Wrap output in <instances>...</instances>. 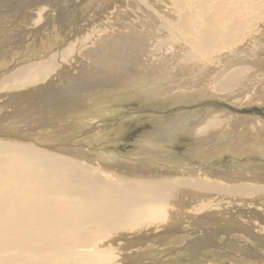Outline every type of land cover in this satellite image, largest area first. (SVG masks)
Instances as JSON below:
<instances>
[{
    "label": "bare ground",
    "instance_id": "6f19581e",
    "mask_svg": "<svg viewBox=\"0 0 264 264\" xmlns=\"http://www.w3.org/2000/svg\"><path fill=\"white\" fill-rule=\"evenodd\" d=\"M21 1L0 0V25L14 24L8 21V17L17 18L21 12L33 10V14L27 13L24 16L29 25L21 31L26 37L32 34L30 40L34 41L37 35L36 30L45 23V18H42L44 20L43 23L41 22L42 24L39 23L38 17L41 15L49 17L47 14L54 8L49 4L52 0H24L27 3L17 9ZM70 1L66 3L60 0L63 4L53 5L58 8L60 6V10L66 12V9L71 5ZM169 1L170 4L167 5H171L169 7L172 12L170 19L164 23L163 32L166 36L161 43L165 53L158 52L153 48L155 43L152 39L159 37L160 26L157 21L148 24L150 17H153L148 13L144 17L137 18L133 24L124 25L129 31L124 36L123 42L117 41L110 44L111 53L100 66L94 68L74 66L75 62L82 61V57L92 53L87 55L89 51H84L92 39L86 25L83 26L84 24L75 28L77 30L75 33L72 32V28L71 30L70 28L65 29L57 37L56 47L51 50H42L41 55L43 56L41 57L22 60L16 66L1 65L0 120L2 125H0V130L2 133L0 136H6V134L3 136L5 131L12 134L18 132L20 136L27 137V140L29 138L30 143L28 141L25 143L24 138L21 139L22 137L19 136L0 139V264H136L134 262L138 260L137 257H140L138 253L141 250L134 254L133 251L139 248L143 249L147 244L151 246L156 241L164 240L167 236H171L172 232L177 230L180 225H183L182 223H190L199 214L209 212L210 210L207 211L209 208L214 210L213 207L218 206V202H220V200L216 202L213 199L212 201H198L196 204L201 203L203 210H189L185 205V197L181 196L182 193L184 195L191 191L189 194L192 193L194 196L205 194V190L211 188L212 182L222 186V189L225 190L223 193H227L228 189L235 190L233 195L238 196V200L245 194L259 192V187L256 189L244 185V189H242L239 184L240 190L238 187L231 188L223 185L234 186L236 183L231 180H214L211 177L212 180H200L197 179V174L192 172L185 175L187 177L163 176L158 174V171L133 170L122 166L111 168L112 166L93 163L88 160L89 157L86 158L80 154L78 155L79 159H76L75 153L73 158L63 153L59 154L56 150L54 152L44 150V147L51 145L48 142L50 140L39 136L41 133L49 130L62 131L58 133V137L65 139L64 136L69 135V131L61 129L64 126L61 123L58 124L61 125L58 129L54 123L49 124L48 121L51 122L52 119L47 121L49 126L42 127L41 123H35L37 118L31 120L28 116L30 113L27 112H40L39 109L49 112L52 107L49 111L46 110L53 102L58 105V109L56 106L53 107L54 114L65 112V116H70L69 114L79 113L81 108L84 114L91 106L93 108L91 101L98 90L116 91V89H120L128 83L127 81H130L133 74H136L135 66H140L144 74L148 73L150 68H152L151 72L149 71L150 74H154L155 69L159 72L165 67L170 70L177 69L180 67L179 63H182V68L185 70H200L207 65H216L217 56L223 52L234 51L240 41H245L247 46L249 44L252 47L254 41H250V37L264 35V24H262L264 23V0ZM2 9L4 10L2 11ZM50 12L52 13V11ZM25 24L27 25V23ZM139 25L145 28L138 30L135 26ZM1 27L2 25L0 30ZM9 27L12 28V25L3 29L10 30ZM90 29L94 30V27L90 26ZM101 31H106V28ZM71 32L73 34L70 35ZM22 33L17 35L15 32V35L18 36L16 39L13 37L14 35L8 36L9 41L3 44H13V46L22 44L24 39L19 37ZM162 36H164L163 33ZM129 38H134L135 41L129 43V48L122 50L124 42ZM146 43L148 44L145 45ZM246 45L241 46L245 47ZM148 49L154 51L147 53ZM182 51L183 53H181ZM185 52L187 53L185 54ZM242 57L244 58L245 55L242 54ZM238 64L239 66L233 69L225 79H221L222 81L216 88V92L224 95L223 97L238 91L240 93L250 91L255 87L257 80L253 79L257 71L248 66L249 61L246 63L241 61ZM186 73L189 74L187 71L183 72V74ZM215 73L214 70H208L203 76L197 77V80L200 82L205 78L216 81L221 73L214 75ZM180 78L178 80H183ZM92 83L96 86H89ZM188 83L191 84V81L186 84ZM31 98L35 99L30 101ZM193 119L195 121L192 124L190 122L189 132L199 133L203 139V135L206 133L222 129L226 125L224 121L229 118L227 119L225 111L217 114L215 109H209L204 116H197ZM28 124L32 128L29 134L21 126ZM176 131L178 132L177 129ZM52 132L50 133L53 135L51 144L59 142ZM70 142L72 141L69 140V145ZM83 157L93 163L92 167L88 166L89 164L86 165V162L83 164ZM58 180L63 182L59 188L55 182ZM166 187L167 192L174 188L172 192L174 195L162 194ZM45 192L49 194L45 195ZM220 192L218 193L221 194ZM58 195L71 196L58 197ZM22 196H27V198L22 200ZM77 196L80 200L76 198ZM48 197H55L59 200H55L56 203L55 201L46 203ZM232 201H234L233 198ZM244 201L246 202L245 199ZM236 202L238 205L241 203ZM255 202L258 205V200L255 199ZM65 205L68 207L63 208ZM49 207L52 210H49ZM231 221L233 222V220ZM200 224L203 225L200 221H196L194 225ZM231 226L233 225L231 224ZM220 230L218 232L221 233L222 229ZM215 231L212 233H216ZM77 235H82V237L76 238L77 241L72 242L73 236ZM30 237L33 238L31 241H29ZM69 237L70 243H68ZM172 240L179 244L177 237ZM210 240L212 241V238ZM211 245L215 246V244ZM217 246L222 248V244H217ZM136 247L137 249H135ZM55 249H57L56 252L60 250L59 254L56 253L58 255L55 258L49 254L47 255L51 257L48 259L49 261H41L40 252ZM90 249L93 251L89 255H84ZM149 250H151L150 247ZM182 250L185 252L184 248ZM52 256L54 257L53 254ZM170 256H172V252ZM34 257L35 260H33ZM212 262L215 263V261ZM167 263L182 264L177 261H168Z\"/></svg>",
    "mask_w": 264,
    "mask_h": 264
},
{
    "label": "rangeland",
    "instance_id": "374dc122",
    "mask_svg": "<svg viewBox=\"0 0 264 264\" xmlns=\"http://www.w3.org/2000/svg\"><path fill=\"white\" fill-rule=\"evenodd\" d=\"M57 1L59 2L57 3ZM68 1L70 0H62V2L66 3ZM143 1L71 0L69 2L71 3V8L69 6L66 12H62L60 6L58 8L54 5L58 6L63 3L60 0H52L49 3L52 8L54 7L50 10L52 13L49 11L51 16L47 14L49 16L48 18L46 16L44 17V15L38 17L41 19L40 21L38 19L39 23H43L44 20L45 23L42 26L40 25V28L36 30L35 42L30 40L32 34L31 36H27V39L21 31V29L25 30L29 25L28 21H25L24 16L27 13L29 15L33 14V10L21 12L18 16L20 19L18 17H8V21L14 24H1L0 69L1 65L16 66L22 60L43 56L41 55L42 50L54 49L56 44H58L57 37L65 29L70 28L71 30L72 28V32L75 33L77 31L76 29L82 24H84L83 26L86 25V29L89 31L88 34L92 37L87 45L88 48L84 51H89L87 55L92 53L82 57V61L75 62L74 66L77 68H87V66L94 68L100 66L107 60V56L111 53L110 44L117 41L123 42L124 36L129 31L124 25L133 24L137 18L144 17L148 13L154 17H150L148 24H153L157 21V24L160 26L159 37L152 39L155 43L153 48L154 50L157 49L158 52L165 53L161 43L166 36L163 32L164 23L170 19L172 12L169 7L171 5H167L170 4V1ZM25 3L27 1L22 0L17 9H20L22 4ZM42 18L45 19L42 20ZM20 22L21 25L19 26ZM23 23H27V25ZM262 24L261 26H263ZM10 25H12V28L9 27L10 30L3 29ZM90 26H93L94 30L90 29ZM135 27L138 30L145 28L142 25ZM104 28H106V31H101ZM15 32L17 35L22 33L19 37L26 41H22V44L18 46H13V44L4 45L3 43H6L10 39L8 36L12 37L14 35L13 37L15 39L18 37L15 35ZM72 32L70 35L73 34ZM162 33L164 36H162ZM256 36L250 37V41H254L252 47L249 44L247 46L245 41H240L239 46L236 48L237 50L223 52L220 56H217L218 61H215L217 63L216 65H207L200 70H191L192 72L182 68V63H179L180 67L177 69L173 68L170 70V68L165 67L159 70V72L155 69L154 74H150L152 68L149 69L150 72L148 71V73L144 74L140 66H135L134 71L136 74L132 75L126 85L120 89H116L117 93L115 90H98L96 92L97 94L93 96V101H91L93 108L88 103L91 108L87 112H84V114L82 108L79 113L77 112L74 115L69 114L70 116H65V112L54 114L52 112L53 107L56 106L58 109V105L53 102L49 104V108L46 110L49 111L52 107V110L49 111L50 113L40 109V112L36 113L27 112L28 114L30 113L28 115L29 118L31 120L37 118L35 120L37 122L35 123H41L42 127L49 126L47 121L52 119L51 122L50 120L48 121L49 124L54 123V126H57L58 129L61 127L58 124L61 123L64 125L61 129H68L69 135L64 136L65 139H59L58 133L62 131L57 132V130H49L39 135L40 137L43 136L42 138L53 141V135L50 134L53 131L55 138L59 139V142H53L52 144L48 141L51 146L44 147V150L47 152H54L56 150L59 154L63 153L73 158L76 155V159H79L78 155L80 154L81 156H86V158L89 157L88 160H91L93 163H100L108 167L112 166L111 168L113 166L114 168L122 166L133 170H152L158 171V174H162L163 176L187 177L185 175L192 172L196 173L197 179L200 180H212L211 178L214 180H231L236 183L234 186L229 184L223 185L231 188L238 187L240 190L241 187L244 189V185L256 189L259 187V192L245 194L239 198L240 200H238V196L233 195L235 190L228 189L227 193H223L225 191L223 190L224 188L222 189V186H218V184L213 182L211 183V188L205 190V194L194 196L192 193L189 194L191 191L184 195L182 193L181 196L185 197V205L189 210H203L200 205L201 203L196 204L198 201H212L213 199L216 202L220 200V202H218V206L213 207L214 210L209 208L207 209V211L210 210L209 212L199 214L190 223H182L183 225H180L181 227L179 226L177 230H174L175 232H172L173 236L169 235L170 237L167 236L164 240L156 241L151 246L147 244L146 247L144 246V250L142 248L137 249L136 247L135 249L137 250L133 251V254L139 250L141 251L138 253L140 257H137L138 260L134 263L168 264V261H177L182 264H202L205 262L209 264H224V262L226 264H264V206H262L264 204V189H261L264 188V35ZM133 41H135L134 38H129L125 41L122 50L129 48V43ZM241 45H246L247 47ZM154 50L148 49L146 52H153ZM242 54L245 55L244 58ZM241 61H244V63L249 61L248 66L253 67L257 71L253 79L257 80L256 83L254 82L255 87L250 91L243 93L238 91L229 94L227 97H223L224 95L216 92V88L233 69L239 66L238 62ZM208 70H214L216 72L214 75L218 73H221V75L216 81L203 78L199 82L197 77L203 76ZM186 71L189 74H183ZM176 73L178 74L177 78ZM178 78H183V80L180 81ZM185 79L191 81V84H186L189 81ZM89 86L95 87L96 85L92 83ZM235 95L238 96L236 97ZM34 99L31 98L29 100L33 101ZM209 109H215L217 114L225 111L227 113V119L229 118L230 122L228 123L229 119L224 121L226 125L222 129H217L212 133H206L202 139V135L199 133H190L189 126H191L192 122L194 123V117L204 116ZM0 125H2L1 120ZM21 126L24 127L23 130L26 133L29 134L31 132L30 130L32 128L29 124ZM5 134L6 136H4ZM3 136L1 135L0 139L19 136L22 137L21 139L24 138L25 143L29 140V138L27 140V137H23V135L20 136L18 132L12 134L5 131ZM39 136L38 138H40ZM213 136L215 138H212ZM13 140L16 141L15 139ZM69 140L73 142H70V145ZM86 158H82L83 164L86 162V165L89 164L88 166L92 167L93 163L90 161L89 163ZM172 173L179 174L173 175ZM55 182L58 188L60 185H63L62 181L58 180ZM239 184L241 187H239ZM173 189L167 192L166 187V190L163 191L164 193H161L164 195H174L172 193ZM217 191H221V194ZM44 194L47 195L49 193L45 192ZM214 194L217 196L214 197ZM60 196L70 197L71 195H58V197ZM81 197L83 198L84 196ZM26 198L27 196L21 197L22 200ZM76 198L79 199V196ZM232 198L234 201H232ZM255 199L258 200V205ZM55 200L58 201L59 199L48 197L46 203ZM235 200L238 203L241 202V206ZM67 207V205L63 206V208ZM49 210H52V208L49 207ZM52 217L55 223L54 214ZM200 218L204 219L195 220ZM196 221H200L203 225H194ZM216 228L217 231H215ZM220 229H222L221 233L218 232ZM214 231L216 233L213 234L212 232ZM73 237L72 242H76V238L80 239L82 235ZM174 237H177L179 244L178 242H173L172 239ZM211 238L212 241L210 240ZM32 239L30 237L29 241ZM70 242L71 239L69 237L68 243ZM211 244H215V246ZM217 244H222V248L218 247ZM149 247L151 250H149ZM182 248L185 249V252ZM16 249L19 250L20 248ZM164 249L167 250L165 251ZM56 251L57 249L49 250L48 252L43 251L39 253L42 257L40 255L37 256H40L41 261H49L48 259H51V257L55 258L59 254L58 252L60 250L58 252ZM91 251L93 250L90 249L84 255H89ZM159 251L161 252L159 253ZM143 252L144 254H142ZM171 252L172 256H170ZM33 260H35V257ZM212 261H215V263Z\"/></svg>",
    "mask_w": 264,
    "mask_h": 264
}]
</instances>
